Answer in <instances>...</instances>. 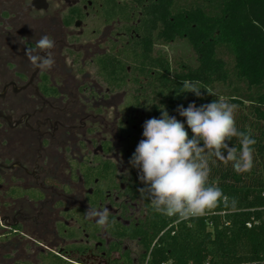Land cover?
Returning <instances> with one entry per match:
<instances>
[{"label": "flooded vegetation", "instance_id": "1", "mask_svg": "<svg viewBox=\"0 0 264 264\" xmlns=\"http://www.w3.org/2000/svg\"><path fill=\"white\" fill-rule=\"evenodd\" d=\"M110 1L0 0V264L146 260L150 205L130 158L153 118L136 99L149 86L110 85L100 66L128 56L142 10L115 17ZM43 36L53 47L37 48ZM89 209H107L103 228Z\"/></svg>", "mask_w": 264, "mask_h": 264}, {"label": "trees", "instance_id": "2", "mask_svg": "<svg viewBox=\"0 0 264 264\" xmlns=\"http://www.w3.org/2000/svg\"><path fill=\"white\" fill-rule=\"evenodd\" d=\"M108 6L121 18L137 16L142 10L140 36L125 51L128 56L100 59L108 84L122 86L129 78L139 85L146 80L147 97L136 99L147 100L152 117L160 118L162 108L166 109L186 129L179 105L186 108L195 102L199 107L222 97L237 106L238 131L250 132L256 140L250 172L237 173L231 162L225 165L215 156L208 158V184L222 190L227 206L221 202L204 216L178 221L154 211L147 192L143 194L150 205L140 233L144 258L148 264H237L264 259V0H111ZM178 38L189 42L197 55L196 65L179 66L166 53L155 52L156 39ZM183 80L199 82L203 96L180 92ZM205 87L217 95H208ZM229 143L239 153V139L233 137ZM132 173L140 181L139 170L133 167Z\"/></svg>", "mask_w": 264, "mask_h": 264}, {"label": "clouds", "instance_id": "3", "mask_svg": "<svg viewBox=\"0 0 264 264\" xmlns=\"http://www.w3.org/2000/svg\"><path fill=\"white\" fill-rule=\"evenodd\" d=\"M53 44L48 36H43L37 41V48L47 50ZM29 58L42 70L51 67L50 57L39 63L37 57ZM201 89L199 82L183 80L180 92L202 97ZM204 89L208 95H217L210 87ZM236 107L222 97L199 107L195 102L186 108L179 105L177 111L186 118L187 129L184 122L163 108L160 118L144 122V139L138 143L130 164L139 170V179L145 187L138 191L142 195L147 192L154 211L185 221L212 212L221 202L227 206L228 197L222 190L208 184L211 171L208 158L215 156L225 165L231 162L237 173L251 171L256 140L250 132L238 131ZM233 137L239 139V153L229 143ZM88 215L97 217L96 223L101 228L108 222L107 209H89Z\"/></svg>", "mask_w": 264, "mask_h": 264}, {"label": "rangeland", "instance_id": "4", "mask_svg": "<svg viewBox=\"0 0 264 264\" xmlns=\"http://www.w3.org/2000/svg\"><path fill=\"white\" fill-rule=\"evenodd\" d=\"M158 49L166 53L176 65L197 64V55L186 38H178L173 42H160Z\"/></svg>", "mask_w": 264, "mask_h": 264}, {"label": "built area", "instance_id": "5", "mask_svg": "<svg viewBox=\"0 0 264 264\" xmlns=\"http://www.w3.org/2000/svg\"><path fill=\"white\" fill-rule=\"evenodd\" d=\"M247 225L251 226L252 223L248 222ZM143 264H148V259H146ZM160 264H172V262L171 261H164V262H162ZM206 264H208V263H206ZM237 264H264V259H262V260L245 261V262H240V263H237Z\"/></svg>", "mask_w": 264, "mask_h": 264}]
</instances>
